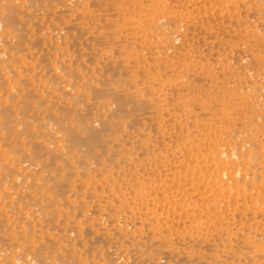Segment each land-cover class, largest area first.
<instances>
[{"label":"bare ground","instance_id":"bare-ground-1","mask_svg":"<svg viewBox=\"0 0 264 264\" xmlns=\"http://www.w3.org/2000/svg\"><path fill=\"white\" fill-rule=\"evenodd\" d=\"M0 264H264V0H0Z\"/></svg>","mask_w":264,"mask_h":264}]
</instances>
